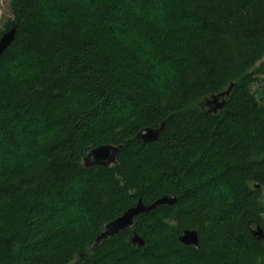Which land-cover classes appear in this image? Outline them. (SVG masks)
<instances>
[{
	"label": "trees",
	"instance_id": "16d2710c",
	"mask_svg": "<svg viewBox=\"0 0 264 264\" xmlns=\"http://www.w3.org/2000/svg\"><path fill=\"white\" fill-rule=\"evenodd\" d=\"M9 12L0 264H264V90L251 91L264 0H9ZM230 84L217 114L200 109ZM105 145L121 147L115 164L85 169ZM166 196L135 218L143 248L126 231L87 253L105 223ZM185 230L199 249L178 242Z\"/></svg>",
	"mask_w": 264,
	"mask_h": 264
},
{
	"label": "water",
	"instance_id": "95a60500",
	"mask_svg": "<svg viewBox=\"0 0 264 264\" xmlns=\"http://www.w3.org/2000/svg\"><path fill=\"white\" fill-rule=\"evenodd\" d=\"M15 29H11L8 32L0 35V57L5 52L14 41ZM234 85L230 84L229 87L220 92L217 95L211 96L209 99H206L203 103L199 105L201 110H206V114H217L222 105L225 104L226 99L229 96V92L232 91ZM164 125L161 124L157 129L145 128L139 131L136 134L135 140L137 143H150L158 139L159 133L162 132ZM120 146L105 145L89 151L85 157L82 159V164L85 169L90 168H109L115 164L118 153L121 150ZM255 188H258V185H255ZM176 202L174 196H166L162 199H157L149 205H144L141 201H138L137 204L128 209L126 212L122 213L121 216L116 218L113 221H109L101 226L100 234L93 240L91 247L87 250V253L93 252L97 247H99L102 242L108 239H112L113 236L122 233L130 232L132 234L130 244L134 247L141 249L144 247V242L140 237L133 231L135 226V218L140 215L149 214L150 212L161 208L173 205ZM253 236L258 240H262L263 236L259 228L255 227L252 230ZM178 242L185 247H193L194 250L199 249L198 237L195 231L185 230L180 236L177 237Z\"/></svg>",
	"mask_w": 264,
	"mask_h": 264
},
{
	"label": "rangeland",
	"instance_id": "374dc122",
	"mask_svg": "<svg viewBox=\"0 0 264 264\" xmlns=\"http://www.w3.org/2000/svg\"><path fill=\"white\" fill-rule=\"evenodd\" d=\"M8 19H11V15L9 12V0H0V32L2 30V25L4 24L3 22H6ZM259 81L260 83L254 85L251 90L252 92L259 94L257 95L258 98L263 97L260 96V94L263 92L262 90H264V76L260 77ZM207 109L208 108H205V110ZM261 195L264 199V192H262Z\"/></svg>",
	"mask_w": 264,
	"mask_h": 264
}]
</instances>
